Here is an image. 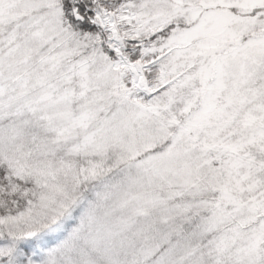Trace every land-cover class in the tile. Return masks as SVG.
<instances>
[{
  "label": "snow or ice",
  "instance_id": "snow-or-ice-1",
  "mask_svg": "<svg viewBox=\"0 0 264 264\" xmlns=\"http://www.w3.org/2000/svg\"><path fill=\"white\" fill-rule=\"evenodd\" d=\"M0 264H264V0H0Z\"/></svg>",
  "mask_w": 264,
  "mask_h": 264
}]
</instances>
